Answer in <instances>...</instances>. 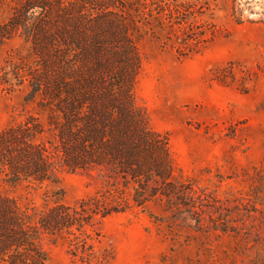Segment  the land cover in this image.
Here are the masks:
<instances>
[{
  "label": "trees",
  "instance_id": "16d2710c",
  "mask_svg": "<svg viewBox=\"0 0 264 264\" xmlns=\"http://www.w3.org/2000/svg\"><path fill=\"white\" fill-rule=\"evenodd\" d=\"M180 13L176 0H19L0 22V42L14 35L28 42V56L14 66L27 85L25 101L49 113L48 128L29 112L0 129V186L57 180L63 171L100 179L74 203L41 207L22 206L0 189V264H46L48 241L65 243L74 264L101 263L107 256L96 254L95 241L102 221L151 202L171 226L185 216L207 233L232 234L237 246L220 264H264V233L248 225L264 205V163L252 168L249 188L229 205L217 204L216 196L207 202V192L176 174L167 134L149 125L137 102L140 28L167 20L182 24V43L206 39ZM46 129L50 135L41 137ZM207 205L218 213L206 226Z\"/></svg>",
  "mask_w": 264,
  "mask_h": 264
},
{
  "label": "rangeland",
  "instance_id": "374dc122",
  "mask_svg": "<svg viewBox=\"0 0 264 264\" xmlns=\"http://www.w3.org/2000/svg\"><path fill=\"white\" fill-rule=\"evenodd\" d=\"M19 0H0V22ZM181 16L204 34V41L182 43V24L138 30L142 62L134 87L149 125L167 134L176 174L196 184L224 206L249 188V174L264 163V0H176ZM28 56L20 35L0 42V129L35 112L48 128L49 113L26 102V82L14 72ZM50 130L41 137L50 135ZM94 174V175H93ZM87 171H63L57 180L2 181L0 189L22 205L62 200L74 203L94 192L100 179ZM248 225L264 233V205ZM205 207L204 224L217 215ZM160 206L113 213L100 225L96 264H220L237 246L230 233H207L188 217L171 226L158 218ZM204 225V226H205ZM206 228V227H205ZM46 264H74L61 241L46 242Z\"/></svg>",
  "mask_w": 264,
  "mask_h": 264
}]
</instances>
